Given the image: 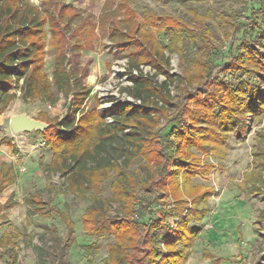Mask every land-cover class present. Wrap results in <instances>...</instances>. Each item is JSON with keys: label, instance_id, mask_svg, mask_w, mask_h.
Instances as JSON below:
<instances>
[{"label": "trees", "instance_id": "16d2710c", "mask_svg": "<svg viewBox=\"0 0 264 264\" xmlns=\"http://www.w3.org/2000/svg\"><path fill=\"white\" fill-rule=\"evenodd\" d=\"M117 1V12L110 19V38L127 50L126 72L131 85L123 90L134 101L118 102L111 96L107 98L112 102L110 108L85 111L82 107L90 88L76 69L66 71L62 61L56 63L54 84L73 95L69 109L72 124L62 126L69 131L61 133L56 129L60 125L56 119L47 114L36 117L50 124L38 132L45 146L53 151L50 162L42 166L49 176H63L76 197L91 200L82 217L85 233L113 237L104 264H186L214 195L211 186L194 183L193 179H208L217 167L209 158L221 161L230 134L245 138L250 118L256 120L264 114V90L259 85L264 83V1L252 9L250 23L236 24L230 15L220 16L227 39L242 31L255 34L253 44L246 41L239 47H230V61L222 68L237 82L215 75L218 65L212 58L214 50L209 47L213 40L206 30L201 28L202 33L195 37L194 25L183 18L150 12L141 16L128 0ZM64 14L69 15L68 22L72 20L73 15L63 8L61 17ZM47 24L53 45L55 34H64L61 30L55 33L59 24L53 16L48 19L45 12L27 0H0V114L15 97L10 91L15 79H23L25 100L58 102L54 85L44 71ZM185 34L197 44L191 67L185 68L181 77L167 70L166 79L158 81L157 74L170 65L166 51L181 52L179 44ZM163 35L168 39L165 45L160 41ZM144 65H151L156 74L145 72ZM175 83L181 99L171 113V85ZM184 83L196 85V89L188 91L182 87ZM108 115L112 116L110 122L106 121ZM169 125L172 128L165 132ZM8 144L12 146L11 141ZM138 158L145 160L147 180L128 171ZM113 173H117L111 184L113 200L121 207V216H112V199L99 195L101 182ZM15 180L13 166L3 161L0 188ZM155 203L162 206L154 208ZM54 210L67 227L66 237L53 244L55 262L71 264L66 256L75 224L67 211ZM40 212L50 216L41 208ZM150 214L155 216L144 222ZM171 218L176 220L172 224ZM19 236L8 232L0 237V248L9 257L7 264H17Z\"/></svg>", "mask_w": 264, "mask_h": 264}, {"label": "rangeland", "instance_id": "374dc122", "mask_svg": "<svg viewBox=\"0 0 264 264\" xmlns=\"http://www.w3.org/2000/svg\"><path fill=\"white\" fill-rule=\"evenodd\" d=\"M45 16L54 17L59 24L53 45L50 44L49 25L45 29L44 71L57 93L59 100L52 104L48 101L25 100L22 94L23 79H15L11 92L14 99L0 114V164L10 163L15 172L13 184L0 188V237L4 233L20 235L16 249L17 264H56L53 244L58 238H65L67 227L54 209L67 211L75 224V233L68 250L66 260L71 264H104L109 254V245L113 237L103 238L87 235L82 226V217L91 204L90 199L76 197L68 190L67 180L58 173L47 175L42 164L49 163L53 154L45 146L42 136L34 131L26 141L27 133L14 134L10 128L13 114L27 113L34 118L47 114L60 123L57 130L68 132L71 125L69 109L72 93L54 84L56 63L63 62L66 71L76 69L84 83L90 88V94L82 108L90 111L94 108L104 110L112 106L108 97H115L118 102H133L123 89L131 82L126 72L129 57L127 50L110 37V19L117 12L119 1L113 0H27ZM264 0H128L129 6L141 16L150 12L162 16H176L194 25L193 35L197 37L202 29L210 35L209 49L213 48V60L218 68L215 75L222 79L237 82L231 73L223 72V67L230 61V47H239L244 42L254 43L255 34L242 31L230 39L223 36L221 15H230L236 24L250 23L252 9L258 8ZM114 3V4H113ZM63 8L72 14L60 15ZM113 13V14H112ZM60 15V17H59ZM117 16V14H116ZM122 18L121 14H118ZM63 18V19H61ZM200 18V19H199ZM196 19H199L197 21ZM62 21V22H60ZM198 23L199 26H198ZM64 24H66L64 26ZM202 28V29H201ZM156 32L155 27H152ZM204 32V31H203ZM64 37L60 42V38ZM179 44L181 52L166 51L170 65L157 74V80L166 79L165 71L176 77L184 74V69L191 67L197 44L184 36ZM200 38V37H198ZM167 36L160 37L163 45L168 43ZM195 41H198L196 39ZM173 45V44H172ZM144 71L152 75L156 70L151 65H144ZM261 74L258 75L260 79ZM264 90V83H259ZM188 91L196 85H182ZM174 95L171 113L176 110L181 99L177 83L171 85ZM51 105L52 107H49ZM111 115L106 121H111ZM62 126H66L62 128ZM250 130L245 138L231 133L225 145V154L221 161L211 156L208 161L216 164L208 179L195 177L194 183H202L214 189L209 199L210 212L202 221V230L198 240L190 251L186 264H264V114L256 120L250 118ZM169 125L165 132H169ZM62 129V130H61ZM11 141L12 146L8 144ZM26 141V142H25ZM43 144V145H42ZM145 160L138 158L128 169L148 179L143 167ZM112 173V172H111ZM247 174V175H246ZM117 173L103 180L100 184V196L112 199L109 210L112 216H121L123 211L113 200L112 181ZM259 177L263 178L260 179ZM255 180V181H254ZM257 182V185L254 184ZM142 195L139 192V196ZM150 200L153 196H149ZM164 201H162L163 203ZM155 203L154 208L162 206ZM39 208V209H38ZM40 208L50 214H42ZM147 215L143 221L148 222ZM176 220L171 218L172 224ZM5 249L0 248V264H7L9 257Z\"/></svg>", "mask_w": 264, "mask_h": 264}, {"label": "water", "instance_id": "95a60500", "mask_svg": "<svg viewBox=\"0 0 264 264\" xmlns=\"http://www.w3.org/2000/svg\"><path fill=\"white\" fill-rule=\"evenodd\" d=\"M50 124L30 116L27 113L13 114L10 118V128L14 134L42 132Z\"/></svg>", "mask_w": 264, "mask_h": 264}, {"label": "crops", "instance_id": "0c3cea01", "mask_svg": "<svg viewBox=\"0 0 264 264\" xmlns=\"http://www.w3.org/2000/svg\"><path fill=\"white\" fill-rule=\"evenodd\" d=\"M33 117V116H32ZM32 135H31V133H27V135H26V137H24V139L26 140V141H28L29 140V137H31ZM25 141V142H26Z\"/></svg>", "mask_w": 264, "mask_h": 264}, {"label": "built area", "instance_id": "2783aa9c", "mask_svg": "<svg viewBox=\"0 0 264 264\" xmlns=\"http://www.w3.org/2000/svg\"><path fill=\"white\" fill-rule=\"evenodd\" d=\"M49 107H52L51 105H49ZM44 144H45V142H44ZM43 145V144H42Z\"/></svg>", "mask_w": 264, "mask_h": 264}]
</instances>
